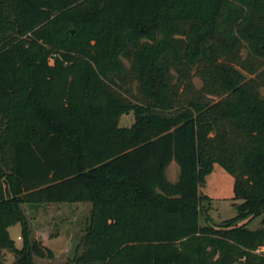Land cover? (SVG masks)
<instances>
[{"label": "trees", "instance_id": "1", "mask_svg": "<svg viewBox=\"0 0 264 264\" xmlns=\"http://www.w3.org/2000/svg\"><path fill=\"white\" fill-rule=\"evenodd\" d=\"M215 164L240 202L202 224ZM79 201L82 263L264 264V0H0V250Z\"/></svg>", "mask_w": 264, "mask_h": 264}, {"label": "rangeland", "instance_id": "2", "mask_svg": "<svg viewBox=\"0 0 264 264\" xmlns=\"http://www.w3.org/2000/svg\"><path fill=\"white\" fill-rule=\"evenodd\" d=\"M194 79L198 85L201 84L199 77L196 76ZM134 121L135 115L131 111L121 117L119 124L131 126ZM173 176L174 173L171 172L170 177ZM233 183V176L220 165H216L214 171L207 176L206 184L200 187V192L207 193L211 197L206 204L212 219L206 220L205 215L202 214V224L220 223L237 214L235 202L240 200L233 199ZM23 208L30 224L31 239L39 242L43 249L49 248L52 251V255L46 250L43 257L35 255L37 264H85L78 261L77 257L82 252V239L87 234L89 226L92 212L90 201L50 202L37 208L25 203ZM262 226H264V215L254 217L248 222V227L252 230ZM20 230V223L10 228L11 236L19 247L23 243L22 237L18 238ZM15 260L16 255L13 251L8 250L3 254L0 251V261L4 264H12Z\"/></svg>", "mask_w": 264, "mask_h": 264}, {"label": "crops", "instance_id": "3", "mask_svg": "<svg viewBox=\"0 0 264 264\" xmlns=\"http://www.w3.org/2000/svg\"><path fill=\"white\" fill-rule=\"evenodd\" d=\"M216 165H218V164H215V168H216ZM214 168V169H215ZM168 177L170 178V180H176L177 179V177H178V174H179V167H178V165L175 163V162H172L171 164H170V166L168 167ZM171 172L172 173H174V176H173V178H171L170 176H171ZM233 180H234V177H233ZM234 184V183H233ZM212 186H213V184H212ZM212 190V189H211ZM205 194H207V193H205ZM209 195V194H208ZM11 228V227H10ZM21 230H22V227H21ZM21 230H20V233H19V235H18V238L19 239H21ZM11 234V233H10ZM14 239V238H13ZM15 240V239H14ZM15 242H16V240H15ZM17 245V244H16ZM18 246V245H17ZM19 247V246H18ZM1 251V254H3V253H6L8 250L7 249H2V250H0ZM3 261V260H2ZM1 262V261H0Z\"/></svg>", "mask_w": 264, "mask_h": 264}]
</instances>
